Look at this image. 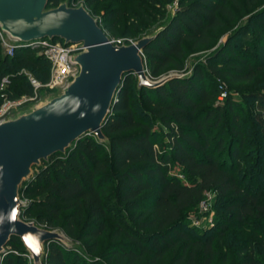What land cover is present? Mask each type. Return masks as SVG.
Here are the masks:
<instances>
[{
  "label": "trees",
  "instance_id": "1",
  "mask_svg": "<svg viewBox=\"0 0 264 264\" xmlns=\"http://www.w3.org/2000/svg\"><path fill=\"white\" fill-rule=\"evenodd\" d=\"M60 1L49 0L48 5ZM85 1L93 11L109 2L101 24L107 33L127 40L162 22L164 28L144 50L154 78L170 69L183 70L188 44L193 49L210 45L219 29L248 17L206 63L196 64L189 78L143 86L134 98L136 76L128 73L103 126L110 141L88 134L65 153L43 160L20 188L28 202L22 215L47 228H61L83 240L90 252L97 251L110 218L113 245L105 254L116 264H213L215 241L232 227H246L250 238L237 247L232 264H264V90L246 93L255 103L252 110L229 91L216 103L207 72L236 84L252 81L264 69V0H178L169 16L167 5L173 0ZM2 50L0 40V82L13 73L4 90L7 96L33 93L28 76L20 73L25 68L42 81L49 79L51 62L40 48L20 46L13 55ZM216 89L219 93L218 85ZM2 93L0 88V105ZM251 154L257 167L249 172L244 167ZM209 190L222 200L215 227L196 232L183 221L184 211ZM114 207L138 212L133 224L118 220ZM8 245L1 264H28L19 237ZM227 262L224 257L223 264ZM44 264L99 262L53 241Z\"/></svg>",
  "mask_w": 264,
  "mask_h": 264
},
{
  "label": "water",
  "instance_id": "2",
  "mask_svg": "<svg viewBox=\"0 0 264 264\" xmlns=\"http://www.w3.org/2000/svg\"><path fill=\"white\" fill-rule=\"evenodd\" d=\"M49 0H0V27L19 42L62 38L82 42L73 53L79 71L55 95L47 94L0 121V259L13 237L25 245V255L43 264L50 242L71 245L58 229L27 220L22 209L28 204L20 188L54 153H65L76 141L94 134L109 142L103 126L118 98L128 73L138 76L139 88H157L173 78L193 73L173 72L152 77L144 50L164 28L161 25L130 43H114L100 20L84 5L69 1L48 6Z\"/></svg>",
  "mask_w": 264,
  "mask_h": 264
},
{
  "label": "rangeland",
  "instance_id": "3",
  "mask_svg": "<svg viewBox=\"0 0 264 264\" xmlns=\"http://www.w3.org/2000/svg\"><path fill=\"white\" fill-rule=\"evenodd\" d=\"M62 1H69V3L73 6H79L80 4H84L100 20V22H102V15H103L104 10L109 6V2H106L101 6V8L99 10L93 11L92 7H88L86 5L85 0H61L60 2H62ZM263 5H264V1H263ZM48 6H52V5H48ZM177 6H178V0H173L172 2L168 3L167 15L169 16V15L173 14L175 12ZM247 17H248V15H246V16H244V17H242V18H240L234 22H230V23H228V25L226 27L219 29L215 33L214 40L212 41V43L210 45L202 46V47L193 49L190 47V44H188V52L186 54V63H185L184 69L181 71H178L175 69H170L169 71H167L166 73H164L161 76H164V75H167V74L173 73V72H179V73L192 72L193 73L196 64L206 63L208 58L210 56H212L213 54H215V52L219 49V47L221 45H223V43L226 42L229 33L234 28L239 26L241 23L245 22ZM161 25H163L162 22H159L156 26L151 28L147 33L151 32L153 29H155ZM147 33H145V34H147ZM145 34H143V35H145ZM108 35L110 36L111 40H113L114 43H118V44L130 43V42H132L136 39H139L140 37L143 36L142 35L138 38H130L129 40H127L126 37L122 36V35L114 36V35H111V33H108ZM239 45H237V46L240 47V49H244V48H242V46H239ZM5 51H6V49L3 46L2 52L5 53ZM217 61H218V59L213 60L214 63ZM29 72H32V71H30L27 68L20 71V73L23 75H28ZM207 72L209 73L208 86L211 89L216 91V93H215V102L216 103L220 102L219 98L217 99V94L219 96V93L217 92V89H216L217 85L219 87L220 81H223L225 83V86H226L227 90L229 91V95L231 97L237 99L238 101H240L245 106V108L248 110H252L255 103L253 100L246 98V96H245L246 93H248L249 91H252V90H256V89H263L264 90V69H260L259 71H257V75L252 81L240 82V83H236V84H230L228 81H226V80H224L218 76L211 75V73L209 71H207ZM135 76H136V80H135V83L133 85V97L137 98L139 86H138L137 74H135ZM60 91H61V89H57L54 91L43 90L40 96L47 95V94L55 95V94L59 93ZM30 104L31 103L27 104L26 107ZM157 126H158V124H157ZM251 135H252V133L249 131L247 136L250 137ZM245 162L247 163V166L244 167V170H249V172H252L253 168L255 169L257 167V164L255 162V156L253 154H251V156H249L245 160ZM39 167L40 166H34V171L36 172ZM172 168H173V170H176V172L179 171V166L177 164L176 165L173 164ZM151 191L152 190H149L148 192H151ZM21 197L27 201V199H25L22 196V194H21ZM202 200L207 202V209H204V207L201 203ZM202 200L200 202H198L196 205L187 208L184 211V216H183V221L185 223H187L189 225V227L191 229L195 230L196 232H204L208 229H213L215 227V222H216V218H217V214H218L217 210H218V208H220L221 201H222L216 195V193L214 191H211V190H209L205 193V196ZM108 202L110 204L112 203L111 193L108 196ZM113 211L117 214L118 220H120L124 223L131 224V225L133 224V221H134V215H136V213H138V212H134L132 210L125 209L124 207L120 208V210H117L114 207ZM24 218L27 220H34L33 218H27V217H24ZM107 220H108V229H107L106 233L98 239V248H97V251H95V252H90L83 240H76V239L71 238L61 228H51V229L61 230L68 237V239L71 242V245H67L61 241H59V242L68 248H73L74 250L78 251L79 253H81L82 256H84V257H86L92 261H98L99 264H116L113 259H110V257L105 254L107 249L111 245H113L111 243V239H110L111 232L113 230V222L110 218H108ZM40 226H42V225H40ZM250 235H251V232L246 227H232V228H230V230L227 231V233L225 234L223 239L216 240L214 243L215 248L217 250V256H216V259L214 260L213 264H223V258L224 257H227V259H228L227 264H232L236 258L235 252H236L237 247L240 244L247 243V241L250 238ZM113 243H115V242H113ZM127 243H129V242H127ZM7 249L8 250L11 249L9 245L7 246ZM16 252L19 253L20 251H16ZM172 256H173V254L171 253L169 255V257L167 258V263H169V260L171 259ZM262 257L264 260V256H262ZM27 258H28V264H35L34 260L32 259V257L29 254H28ZM0 264H1V259H0Z\"/></svg>",
  "mask_w": 264,
  "mask_h": 264
},
{
  "label": "built area",
  "instance_id": "4",
  "mask_svg": "<svg viewBox=\"0 0 264 264\" xmlns=\"http://www.w3.org/2000/svg\"><path fill=\"white\" fill-rule=\"evenodd\" d=\"M0 40L5 47L6 52L10 55L15 53L17 47L30 46L40 48V51L44 53L51 62L50 77L46 81L40 80L32 72L28 73L27 76L34 88L32 94H23L14 98L7 96L4 90L11 83V76L13 73L6 74L2 77L0 88L3 90V101L0 105V121L5 119L12 112L26 107L29 103L37 101L43 90L54 91L62 89L79 71V65L72 60V55L84 48L82 42L66 43L64 40L49 37L19 42L12 38L1 27ZM219 88L220 92L218 98L219 101H223L228 95V90L223 81L219 82ZM201 203L204 209H207V202L202 200Z\"/></svg>",
  "mask_w": 264,
  "mask_h": 264
}]
</instances>
